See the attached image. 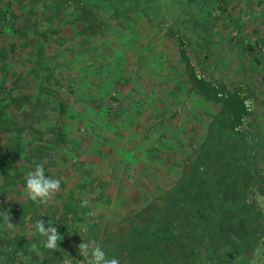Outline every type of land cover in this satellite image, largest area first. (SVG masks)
Segmentation results:
<instances>
[{"label": "trees", "instance_id": "trees-1", "mask_svg": "<svg viewBox=\"0 0 264 264\" xmlns=\"http://www.w3.org/2000/svg\"><path fill=\"white\" fill-rule=\"evenodd\" d=\"M134 1L0 0V264L81 260L83 239L121 264H264V126L258 118L264 99L256 97L254 82L234 76L232 63L215 58L212 64L220 44L212 42V10H193L196 0H181L174 17L176 0H164L161 16L175 24L164 31L163 50L129 31L126 43L138 49L147 72L136 70L132 79L113 68L94 77V64L82 62L88 51L70 47L79 37L127 36L137 23L127 19L135 14L148 18L155 39L162 27L152 4L160 0ZM64 9L73 33L59 42L62 28L51 22L63 20ZM122 20L128 28L119 31L114 25ZM206 31L210 39L199 40L198 32ZM259 44L248 45L257 63ZM168 71L177 72L172 84L155 81L150 94L143 90L148 77ZM149 95L156 100L152 109L146 108ZM159 163L163 177L171 178L165 183L157 180ZM37 164L60 181L43 204L25 191L26 174ZM120 179L121 195L122 180L132 188L123 211L115 204L107 215L100 208ZM39 219L63 236L57 250L44 247L34 228Z\"/></svg>", "mask_w": 264, "mask_h": 264}, {"label": "rangeland", "instance_id": "rangeland-1", "mask_svg": "<svg viewBox=\"0 0 264 264\" xmlns=\"http://www.w3.org/2000/svg\"><path fill=\"white\" fill-rule=\"evenodd\" d=\"M126 1V0H125ZM140 1V0H137ZM170 2L175 1V0H169ZM130 2L131 5L134 4V0H127L126 3ZM181 0H176L174 3H171L172 7V14L176 13L177 6H180ZM126 3L124 2V6H126ZM164 0H160L156 3H153V9L151 12V15L156 18V23L161 24V31L158 32L156 35V38L152 35L154 34V29L149 27V22L148 18H143L140 15H132L130 19H127L128 22L133 21L134 19L136 20V24L133 26L132 29L129 28L127 29V36H120L118 37L117 41L113 39L112 37H107L105 39H95L92 42V39H87L85 37H79L76 39L71 45L74 49L78 50L81 48L83 51L87 50L88 52L85 54L86 59H84L82 62H92L93 68L96 70L95 73H90L89 76L92 77V75L95 77L97 76H103L106 73V69L108 70L109 68L115 69H120L119 73L121 74V77H126L132 79V73H135L136 70L139 72H142V74H147L145 71V67H140L139 62H140V55L138 54V49L135 48V45L130 43H126L127 37H131V34L129 31H136L140 34L141 40L146 42V39L151 38L152 41L155 43V47L157 48L158 46L160 49L163 50V35L164 31H167L169 27L174 25L175 20L174 18L172 19L171 16L167 14V16L164 18L161 15H163L164 10H161V7L164 8ZM175 4H177L175 6ZM103 6L104 11L105 9H112L110 4L104 5L100 4ZM193 10H199L201 8H208L212 10V14L215 17V21L213 20V37L215 40H212L213 43H216L218 40L220 41V44H216L214 46L217 47V52L211 54V60L213 61L212 64L215 66V61L218 58V62L221 63V65H227L228 63H232L233 66H231L229 69L235 70L234 76L237 77H242L245 76L248 78V81L254 82V87H255V94L256 97L259 99V101H262L264 99V0H196L195 3H193ZM188 8V7H186ZM225 8L226 11L223 12L219 9ZM66 11L67 9H64L63 11H60L59 13L60 17L63 18V20L57 21L56 18H54L51 22V27H55L59 25L60 28H62L61 33L58 36L59 42H61L62 38L64 37H69L72 35L73 30L70 29V23L67 22L65 19L67 18L66 16ZM104 15H107V13H103ZM46 15H51V13H48ZM160 21V22H159ZM120 23V24H119ZM115 24V27H118L117 29H124L128 28L126 25V21L122 20ZM62 25V26H61ZM190 25V24H189ZM194 23L191 24V26H188V29L193 31ZM150 29H152L150 31ZM53 30V29H52ZM207 32V31H206ZM211 32V31H210ZM198 33H203L199 34L197 38L199 40L203 39V35L205 39H208L209 37L212 36V34L209 36V32L207 34L204 32H198ZM55 35L53 37H56ZM64 36V37H63ZM57 38V37H56ZM210 39V38H209ZM53 40V45L58 46L57 41L52 38ZM109 41V46H104L103 42L104 41ZM197 40V39H196ZM197 40V41H199ZM260 41V44L258 45V48L255 49V55L259 59L260 63H257L256 60H254L253 56L249 54L248 50V45H255L256 42ZM50 41L46 43V45L49 47ZM195 43V42H193ZM171 46V43H170ZM172 47V46H171ZM53 48V47H52ZM52 50V49H51ZM48 52L49 49L47 50ZM47 52V53H48ZM103 56L102 61L104 64H101L97 61V58ZM144 55V53H141ZM222 55V56H221ZM221 56V57H220ZM148 59V58H147ZM145 61V60H144ZM89 63H84L86 65H89ZM111 64H113L111 66ZM100 65V66H99ZM101 68L104 69V71L101 70ZM227 68V67H226ZM228 69V70H229ZM228 70L225 72V75L227 78H233L230 74H228ZM159 75V74H158ZM155 76L156 78H150L148 77L149 81L145 80L143 81V90L145 89V92L148 91L147 88L152 87L153 85L155 86V81L159 84L160 81H170V84L173 83L172 80H176L174 78L177 75L176 73H171L168 71L164 75H159ZM128 76V77H127ZM146 79V78H145ZM233 82V81H232ZM236 86V89L238 90L241 88V85L233 82ZM251 83L247 84V88L244 91L245 94H247L246 91L250 90ZM127 87L124 88L126 90ZM123 91V90H122ZM244 92L242 93L244 95ZM147 93L150 94L148 91ZM263 94V95H262ZM154 95L148 97V105L146 106L147 109H152L154 106L156 100ZM259 105V102L256 104V106ZM255 106V107H256ZM147 115V114H146ZM181 117H184L183 113H180ZM258 118L261 121V124L264 126V106H262V109L259 111V116ZM77 130H80L83 132L85 130V126L79 124L76 125ZM84 126V127H83ZM263 137L262 141L264 142V131H263ZM122 136H124L122 134ZM120 142V140H119ZM263 154L262 156L264 157V149H263ZM162 169H164V166L162 163H159L156 167V175H157V180L160 183H165L167 182L168 179H171L169 177H163L162 175ZM105 171V169H104ZM122 184L126 185V187L123 189L124 193L121 195L119 187L121 185V179L114 184V194L109 198L110 203L105 204L104 208H100L102 211H105V213L108 215L109 211L112 210L113 205L116 204L118 207V211H123V204L122 201H126V196L125 194L129 193V189L132 188L133 182H128L125 183L122 180ZM128 185V188H127ZM82 193H85L83 191ZM128 199V198H127ZM117 200L119 201L117 203ZM93 210L97 212L99 208H97L95 205L93 206ZM117 211V214H118ZM82 224L79 225L81 227ZM43 255V254H42ZM65 259H70V258H64ZM73 260V259H72ZM76 261V260H73Z\"/></svg>", "mask_w": 264, "mask_h": 264}, {"label": "clouds", "instance_id": "clouds-1", "mask_svg": "<svg viewBox=\"0 0 264 264\" xmlns=\"http://www.w3.org/2000/svg\"><path fill=\"white\" fill-rule=\"evenodd\" d=\"M24 184L28 198L38 204L50 202L52 197L60 190V181L47 175L44 167L39 164L27 172ZM7 219L9 221V218ZM34 228L37 233L44 236V247L50 250L58 249L63 236L58 233L52 222H49L46 227L44 221L39 219ZM78 247L79 255L82 257L79 260L80 264H121L118 258L109 257L101 246L93 245L91 241L83 239ZM72 259L71 256L70 259H65V264H71Z\"/></svg>", "mask_w": 264, "mask_h": 264}, {"label": "built area", "instance_id": "built-area-1", "mask_svg": "<svg viewBox=\"0 0 264 264\" xmlns=\"http://www.w3.org/2000/svg\"><path fill=\"white\" fill-rule=\"evenodd\" d=\"M62 264H65V260L63 261ZM71 264H80V261H79V260H77V261H72V260H71Z\"/></svg>", "mask_w": 264, "mask_h": 264}]
</instances>
